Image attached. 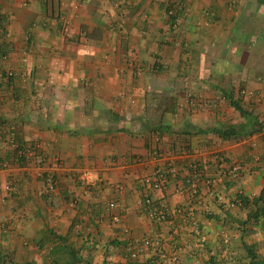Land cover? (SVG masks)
<instances>
[{
	"label": "crops",
	"instance_id": "1",
	"mask_svg": "<svg viewBox=\"0 0 264 264\" xmlns=\"http://www.w3.org/2000/svg\"><path fill=\"white\" fill-rule=\"evenodd\" d=\"M0 10L10 16L0 17V264H130L145 238L161 252L142 260L235 264L237 233L210 225L264 189V0H0ZM189 95L207 108H180ZM237 107L258 132H211L249 124ZM155 174L160 189L143 183ZM112 202L129 235L107 214Z\"/></svg>",
	"mask_w": 264,
	"mask_h": 264
},
{
	"label": "built area",
	"instance_id": "2",
	"mask_svg": "<svg viewBox=\"0 0 264 264\" xmlns=\"http://www.w3.org/2000/svg\"><path fill=\"white\" fill-rule=\"evenodd\" d=\"M177 10L176 9H171L168 11V15L169 17H176V13ZM0 17H3L4 19L6 20H9L10 19V16L5 13L4 11L0 10ZM177 21V20H175ZM177 24V23H175ZM3 30L4 32V28L1 29ZM4 60H6V57H2ZM29 63V59H28V56H24L22 58V64H24L25 66L28 65ZM6 79L7 80H11V79H14L17 77V73H15L14 70L12 69H7L6 71V75H5ZM240 94L243 95V96H248V97H252V96H255V93L248 90V89H240ZM208 106V103L206 102V100L203 98V97H196V96H193V95H189L187 96V98L185 99V103L182 104L180 106V108L186 110L187 108L190 109V112L193 116H196V114L199 112V111H203L207 108ZM155 154L156 155H159V152L158 150L155 151ZM3 166H7L5 163H0V165ZM243 169V164L242 163H235L232 167V169L230 170V174L232 177H237L240 172L242 171ZM201 178V175L199 173V171L197 169H195V172L193 173V175L191 176V178H189L187 180V183L191 184L192 187H196V184H197V181H199ZM81 181L83 182V184L85 186L87 185H90L88 183V177L87 175H83V177L81 178ZM143 183L147 186H150L154 189H160L161 187H163L164 183H165V175L164 174H155V175H152V176H148V177H145L144 178V181ZM217 200L221 203H224L225 201V198L224 197H216ZM145 203L146 205H152L153 203V200L150 198V197H146L145 199ZM228 204V202L226 203ZM230 204H232V202H230ZM234 204L231 206L233 207ZM117 208V203L115 202H112L108 205V208H107V214L110 216L111 218V221L115 224V225H118V226H121L124 234L126 235H129L130 234V230L129 228H127V226L124 225L123 223V220H122V217L119 213H116L115 210ZM150 215L156 219V220H159V221H162L163 220V217L158 215L157 216V213L155 212V210L153 208L149 209L148 210ZM160 247H161V242L158 239H154V238H145L143 239L142 241L138 242L137 245H136V248L131 250L130 251V255H129V260L131 261H139L141 260L146 254H147V251L149 249H153L155 250L156 252H158L159 254V251H160ZM161 252V251H160ZM173 264H179L178 260L177 259H174L173 260Z\"/></svg>",
	"mask_w": 264,
	"mask_h": 264
},
{
	"label": "rangeland",
	"instance_id": "3",
	"mask_svg": "<svg viewBox=\"0 0 264 264\" xmlns=\"http://www.w3.org/2000/svg\"><path fill=\"white\" fill-rule=\"evenodd\" d=\"M261 191L252 190L250 191L249 197L251 199H255L260 195ZM260 205L263 213H261L262 215L259 217L257 222L252 219L247 226L242 225V222L248 219L249 214L253 215L256 212V208L252 207L242 210L237 209V216L233 214L235 219L232 218L227 220L228 222L225 225L218 221H213L210 225V228L214 230L226 229L230 232L237 233L233 234V236L229 239L230 248L227 249L226 253L228 252L232 254H230L231 256L228 254V258H226L228 261L234 262L235 264H249L250 258L247 251L243 247L244 242L253 246L259 257L264 258V203H261ZM226 245H228V243H226ZM232 248L235 251H232ZM230 257L232 259H230ZM222 260H225V258Z\"/></svg>",
	"mask_w": 264,
	"mask_h": 264
},
{
	"label": "trees",
	"instance_id": "4",
	"mask_svg": "<svg viewBox=\"0 0 264 264\" xmlns=\"http://www.w3.org/2000/svg\"><path fill=\"white\" fill-rule=\"evenodd\" d=\"M170 19L174 22L175 20H177V15L176 17H171ZM237 109L241 112L242 117H246V119H248V121L250 122L249 124H243L236 127L232 126L226 128H219L211 130V132L215 133L223 140H228L236 136L252 135L254 132H258L261 129L260 123L256 122V120L252 121L250 114H248L245 110L240 107H237ZM238 199L239 202L242 203L243 207L248 209L252 207L256 208V212L253 215L249 214L248 219L242 222V225L247 226L252 219L257 222L259 217L262 215L261 213H263L260 204L264 203V189L261 191L260 195L255 199H251L249 196L243 195H241ZM243 247L247 251V254L250 258L249 264H264V258L259 257L258 253L255 251V248L253 246H250L249 244L244 242ZM141 260L131 261L130 264H159V258L157 255H153L152 257L144 259L142 261Z\"/></svg>",
	"mask_w": 264,
	"mask_h": 264
}]
</instances>
